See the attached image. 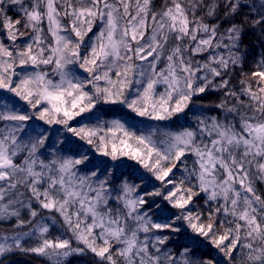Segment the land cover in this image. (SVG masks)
Here are the masks:
<instances>
[{"label":"snow or ice","instance_id":"6c2138e0","mask_svg":"<svg viewBox=\"0 0 264 264\" xmlns=\"http://www.w3.org/2000/svg\"><path fill=\"white\" fill-rule=\"evenodd\" d=\"M249 31L264 49V0H163L158 9L154 0H66L63 11L57 0H0V32L11 42H0V121L12 122L0 129V219L22 228L46 219L44 209L71 233L53 236L36 221L0 236V256L264 264V193L255 187L264 182V54L243 72ZM213 92L222 114L205 116L197 105ZM122 108L155 122L191 112L196 125L145 131L105 119ZM92 151L116 168L132 162L128 179ZM139 169L143 187L129 182ZM197 198L209 207L198 209ZM37 233L35 246L22 243Z\"/></svg>","mask_w":264,"mask_h":264},{"label":"trees","instance_id":"16d2710c","mask_svg":"<svg viewBox=\"0 0 264 264\" xmlns=\"http://www.w3.org/2000/svg\"><path fill=\"white\" fill-rule=\"evenodd\" d=\"M158 1L163 2V0H158ZM65 2L66 0H57L58 9L63 11V6ZM72 2L78 3L79 1L72 0ZM42 26L45 29V34H47V22L45 21V23ZM94 31H96V28ZM0 33H1L2 41L5 44H7L8 41L6 39V35L3 34L2 32ZM48 39H51L50 35L48 36ZM17 42L20 43V40H18ZM261 43H262V38L259 36L258 33L253 34L252 31H249L248 34L244 37L242 48H244V52L249 53L245 60L246 64H244L243 66L244 73H248L252 71L256 67V63L261 59V55L264 54V49L261 48ZM242 78H243V73H241L240 68H237L233 76V84H235L237 90L240 87L239 80ZM161 90H162V87H161ZM221 99H224V98L221 96L220 92H213V93L207 94V99L202 104H198L197 107L203 108V115L205 116H214V115H217L218 113L221 114L220 113L221 110L215 107L216 104H219L221 102ZM231 102H232V98H230L229 103L231 104ZM134 118H135V115H133V113L128 111L126 108H122L120 111H117L105 117V119L107 120L119 119L121 121H126L128 124H135V122H133ZM178 119H182V120H178ZM141 123L143 124V128L141 130L146 131V126H148L149 123L147 122H141ZM154 123L156 125L155 121ZM195 125H196L195 117L193 116L191 112H187V115L182 113L180 114V116L178 115L174 116L173 119L170 121L158 122L156 126H159L161 131H178L181 129V127H188V126L195 127ZM135 126L137 129H139L137 124H135ZM80 143L82 144L83 142H80ZM50 151L51 150H49V153ZM64 155H70V153H65ZM193 159L194 158H190L188 160L189 168L192 167ZM129 163H132V162L125 161L121 167L119 168L114 167V174L119 176L121 173H125L126 175L124 176V179H128L127 173H129V168L127 167V164ZM113 165L115 166L114 163ZM139 173L142 174L143 169H139ZM132 176H133V179H129L130 183H138L141 185V187L144 186V183H147L146 180L142 183L139 178H136L133 175V173H132ZM180 178H182L180 173H177V179H180ZM155 183L158 184L159 182H155ZM117 187L119 188V185H117ZM255 187L257 188L258 192L264 193L263 186H261V182L256 181ZM197 200L199 201L198 209L199 207H203V208L209 207V205L204 204L202 198H197ZM109 204L113 207H122V203L117 205L114 199L110 200ZM211 206L214 207L215 206L214 203H212ZM7 230L8 229H5L3 226L0 225V231L4 232ZM57 230H59V232ZM61 233L62 231L58 226L56 228L53 227L50 230V234L53 236L60 235ZM143 235L144 234L141 233V237H143ZM65 238H67L66 234H65ZM37 243L38 242L34 241L33 239H27V241H25L26 246H35ZM172 247L173 249H175V245H172ZM90 255L91 254H89V256ZM89 256H69L68 258L65 259L64 264H89ZM0 264H50V262L48 261V259H43L40 256H36L33 253L21 252L18 250L16 253H12V255L7 254L6 256H2L0 258Z\"/></svg>","mask_w":264,"mask_h":264},{"label":"rangeland","instance_id":"374dc122","mask_svg":"<svg viewBox=\"0 0 264 264\" xmlns=\"http://www.w3.org/2000/svg\"><path fill=\"white\" fill-rule=\"evenodd\" d=\"M79 1V0H78ZM29 2H31V0H29ZM82 2L83 3H89V0H82ZM154 3L156 4V6H157V9L162 5V3L163 2H160V1H158V0H154ZM151 23V22H150ZM95 30V28L93 29V31ZM91 35V34H90ZM22 39H29V37L27 36H25V37H23ZM0 42H3L2 41V38H1V33H0ZM17 43H19V42H17ZM7 44H11V42L10 41H8V43ZM217 51H221V52H223L224 50H217ZM241 52H244V48H242V46H241ZM226 54V53H225ZM203 55H207V53H205V54H203ZM194 59H197V60H201V62H203V59H202V57L201 56H196V57H194ZM145 63H147V62H145ZM244 64H246V63H244ZM239 68V67H238ZM84 75H86V74H84ZM4 96H8V95H10V94H7V93H4L3 94ZM227 99H229V101H230V98H227ZM245 99H246V97H245ZM7 101L6 100H0V110H3V106H4V104L6 103ZM21 104L23 103V102H20ZM9 107H11V105H9ZM105 107H108V106H105ZM221 114H222V112H220ZM133 115H135V114H133ZM178 116H180V114H178ZM178 120H182V119H178ZM133 122H135V124H137V126L139 127V129H142L143 128V124L141 123V122H147V123H149L148 125H152L153 127H156V125L158 124V122H156V125H155V123H154V121H147V120H143L142 118H139V117H136L135 116V118H134V120H133ZM164 122V121H163ZM12 122H9V121H0V129H5V125H8V124H11ZM31 125H32V127H36L38 124H41V122H36L35 124H33L32 122H29ZM44 127H49V126H44ZM51 127H58V126H51ZM51 127L49 128V131H50V135H51V138L53 139V140H57L58 141V139H59V137H58V135H57V133H55V132H52L51 131ZM7 129H5V131H6ZM64 133H63V131L61 130V133H60V135H63ZM17 135H20V136H23V134H20V133H18ZM33 135H35V133H33ZM68 135H70V134H68ZM23 139H24V141L26 142L27 141V137H23ZM82 150L83 151H85V152H88L89 151V146L88 145H84L83 143H82ZM43 151V150H42ZM26 153H24V154H22V155H25ZM49 155H51V151H50V153H49ZM90 156H91V158L94 160V161H96V162H98V161H100V160H104L105 161V163H107V164H109V165H112V167H111V171L112 172H114V165H113V163L109 160V159H107V158H104V157H100L98 154H96L94 151H92V152H90ZM41 159H43V157H41ZM106 159V160H105ZM81 168H83V165H81L80 166ZM133 175L136 177V178H139L140 176H141V174L139 173V171H136V172H133ZM256 181H259V180H256ZM259 182H261V186H263V190H264V182H262V181H259ZM40 212H41V214H42V216L43 217H45L46 219H44V220H42V217L41 216H38V217H36L35 218V220H33V223L32 224H27V225H25L24 227H17L16 226V221H17V218L16 217H11V218H9V219H0V225L1 226H3L5 229H8L7 231H0V236H3V235H7V236H12V235H14L15 233H17V232H28V231H30L32 228H33V226L36 224V221H41V222H43V223H47L49 226H50V230H51V228H53V227H59L60 229H61V231L64 233V234H66V237H69V236H71V233L70 232H66V230H65V227H62V224H63V222H62V218H59V214L58 213H49L47 210H44V209H40L39 210ZM27 215V210L26 209H22L21 210V216L23 217V216H26ZM56 216L59 220H60V223H58V224H56L55 226H53L52 225V217L53 216ZM29 219H31L30 217H29ZM58 232H59V230H57ZM27 239H33L34 241H36V242H38L39 243V239H38V233L35 235V236H32V237H26L25 238V240L24 241H22V243H25V241H27ZM4 241L3 240H0V243H3ZM74 242V241H73ZM9 243H11V241H9ZM75 243V242H74ZM18 250H13L12 252H8V253H5V255L4 256H6L7 254H10V255H12V253H16ZM2 256H0V258H1ZM41 258H43V259H47V258H45V257H41ZM68 258V257H67Z\"/></svg>","mask_w":264,"mask_h":264}]
</instances>
